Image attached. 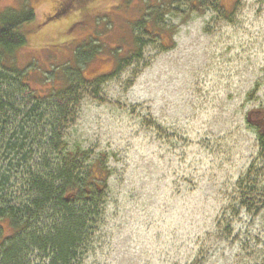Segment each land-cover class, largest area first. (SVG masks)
I'll list each match as a JSON object with an SVG mask.
<instances>
[{
	"label": "rangeland",
	"instance_id": "rangeland-1",
	"mask_svg": "<svg viewBox=\"0 0 264 264\" xmlns=\"http://www.w3.org/2000/svg\"><path fill=\"white\" fill-rule=\"evenodd\" d=\"M43 1L0 0V13L33 5L29 27L43 19ZM104 1L99 29L75 25L55 42L27 35L15 64L0 55L3 67L28 66L41 94L59 83V52H68L65 44L49 53L50 44L106 28L98 37L106 51H126L142 7L172 33L168 49L142 35L140 58L57 100H75L62 128L67 148L105 153L111 170L79 264H264V152L253 123L264 120V0H237L229 20L217 0H200L197 10L172 1L165 11L164 0ZM100 56L86 77L101 64L111 70L110 56ZM253 110L261 113L247 121Z\"/></svg>",
	"mask_w": 264,
	"mask_h": 264
},
{
	"label": "trees",
	"instance_id": "trees-1",
	"mask_svg": "<svg viewBox=\"0 0 264 264\" xmlns=\"http://www.w3.org/2000/svg\"><path fill=\"white\" fill-rule=\"evenodd\" d=\"M172 1H186L196 10L200 6V0H164L158 2V7L164 4L165 11ZM236 1L217 0L216 7L229 20ZM43 2L47 10L43 19L29 27L34 19L33 5L26 3L18 11L0 13V55L13 59L14 64L16 53L29 48L27 35L35 34L41 43L55 42L71 33L75 25L81 30L99 29L104 17V0ZM146 4V8L153 5ZM143 8L131 22L130 46L126 51H106L99 39L106 35V28L93 35L50 44V50H45L49 53L57 54L65 44L68 52H59L65 60L57 66L59 83L53 78L41 94L31 87L28 66L0 65V264H79L96 226L100 191L104 190L111 170L106 166L107 154L93 155L78 146L67 148L62 128L67 115L70 116L68 103L75 100L63 104L57 100L74 96L75 84L101 81L117 73L121 63L127 66L134 58H140L142 35L149 42H158L161 49L172 47L171 31L158 25L160 16L156 12L143 14ZM68 17L73 21L60 33L57 28L38 33L46 25ZM103 53L110 56L107 61L111 60V70L101 64L96 68L100 72L86 77L85 69L91 62H105L100 56ZM53 71L50 73L55 77ZM256 130L264 152V136Z\"/></svg>",
	"mask_w": 264,
	"mask_h": 264
},
{
	"label": "flooded vegetation",
	"instance_id": "flooded-vegetation-1",
	"mask_svg": "<svg viewBox=\"0 0 264 264\" xmlns=\"http://www.w3.org/2000/svg\"><path fill=\"white\" fill-rule=\"evenodd\" d=\"M259 113H261V112H259V111H257V110H253L252 112H250L249 114H248V116H247V121H251V119H250V116L251 115H257V114H259ZM253 123L255 124V127H256V129H259V131H261L260 133H261V136H264V120H255V121H253Z\"/></svg>",
	"mask_w": 264,
	"mask_h": 264
}]
</instances>
